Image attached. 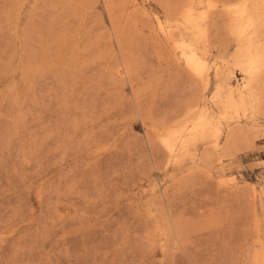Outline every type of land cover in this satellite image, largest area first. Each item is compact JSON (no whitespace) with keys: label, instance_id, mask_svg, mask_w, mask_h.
<instances>
[{"label":"rangeland","instance_id":"obj_1","mask_svg":"<svg viewBox=\"0 0 264 264\" xmlns=\"http://www.w3.org/2000/svg\"><path fill=\"white\" fill-rule=\"evenodd\" d=\"M0 264H264V0H0Z\"/></svg>","mask_w":264,"mask_h":264},{"label":"bare ground","instance_id":"obj_2","mask_svg":"<svg viewBox=\"0 0 264 264\" xmlns=\"http://www.w3.org/2000/svg\"><path fill=\"white\" fill-rule=\"evenodd\" d=\"M194 4H196V3H194ZM208 5L210 7V3ZM185 12H186V15L184 17H185L186 22H189V24L192 25V27L195 28L198 33L201 34V31L204 32L203 31L204 29L199 24V20H198V22L195 21V19H197V18H195L193 13H192V6L189 7V9H187ZM248 12L249 11L247 9L246 4H244V2L242 4H240V5H237V6L235 5L234 8H233V13L236 15L237 20H238L237 24H236V31L238 33H240V34L245 33L247 30H249L250 28H252L254 26L255 20L252 19V17H251V15H253V14L250 15V13H248ZM202 14H203V12H202ZM198 16H200V15H198ZM159 23H160V26L163 28V23H161V21H159ZM195 29H193V30H195ZM197 37H199V34H198ZM191 44H193V43H191ZM191 44L189 42H187L186 40H182L178 44V48L180 49V55L182 56L184 62L187 65H189L193 70H195L197 72L202 71L207 66V61L197 50L192 48ZM260 58H261V56H260L259 53L252 52V53L247 55V57L245 58V62L244 63L246 64V70H247L248 73H253L254 69L260 63Z\"/></svg>","mask_w":264,"mask_h":264}]
</instances>
